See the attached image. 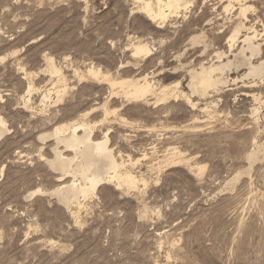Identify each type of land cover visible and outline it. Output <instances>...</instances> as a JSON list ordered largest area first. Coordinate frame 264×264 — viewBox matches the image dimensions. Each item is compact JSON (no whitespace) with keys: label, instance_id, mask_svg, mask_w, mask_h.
<instances>
[{"label":"rangeland","instance_id":"rangeland-1","mask_svg":"<svg viewBox=\"0 0 264 264\" xmlns=\"http://www.w3.org/2000/svg\"><path fill=\"white\" fill-rule=\"evenodd\" d=\"M186 1L161 23L138 0H0V264H264V74L226 72L206 96L188 87L254 32L261 53L246 55L264 61V0ZM139 43L153 55L135 56ZM139 78L153 94L109 82ZM84 120L139 188L106 182L66 207L52 193L73 178L49 167L58 145L41 136Z\"/></svg>","mask_w":264,"mask_h":264},{"label":"bare ground","instance_id":"bare-ground-1","mask_svg":"<svg viewBox=\"0 0 264 264\" xmlns=\"http://www.w3.org/2000/svg\"><path fill=\"white\" fill-rule=\"evenodd\" d=\"M138 2L140 3L139 7L141 11H143L150 19L161 21V23H164L167 19H169V16L171 14H178L188 4L186 0H154V1L153 0H138ZM234 9H231V10L233 11ZM247 11H248L247 8H245L242 5L240 6L241 15L245 17ZM242 29L245 30L242 27V25L237 26L235 30L233 29L234 33L232 32L233 34H231L233 36H229V38L231 37V40L229 41H232L231 45H229L230 50L233 49L235 42L237 38L239 37ZM257 33L258 32H254V34H249L243 39V41L241 42L243 43L242 45L243 47H241L242 49L239 50L240 52L238 54H235V55L233 54L234 55L233 60H227L226 62H221L223 54L218 53L216 55L215 53L217 58L220 60V63L218 65L216 64L217 66L212 64L209 67H205L201 64L202 67L200 71H197V70L191 71L193 70V68H191L190 69L191 79H190V83L188 87L192 91V93L194 95L195 94L202 95V96L208 95V92L210 90L218 89L219 86L227 84L228 81L225 82L224 80H222L221 75H223L226 72L238 70L244 66H247L249 68V70H247L249 71L248 73L249 77L250 76L256 77V76L263 75L264 74V61L262 60V63L260 62L261 64L259 63L260 65L258 66L253 65V63L251 62L252 57L253 56L255 57V54L260 52L259 43H257V45L255 43V40L257 38ZM195 39H198L197 36ZM197 42L201 43L200 41H197ZM245 46L247 47L245 48ZM133 48H134L135 56H142V57L148 58L153 55L152 49L149 46V44L139 43L137 45H134ZM247 51H250V53H252V57L249 58L246 55ZM48 68H49V72L52 74V77L54 75V76H58L61 79L63 78L62 71L55 65V63L53 62V59L48 60ZM89 74L95 78H100L104 76L101 71L95 70V69H91L89 71ZM103 78L108 79L107 76H104ZM109 82L111 83L112 87H120L122 91L124 92L125 97L131 98V99H141V98H144L145 96L147 97V95L149 94L154 93V90H153L154 86L152 87V85L147 81L146 78H143V79L139 78V80L127 79V80H121V81L109 80ZM176 85L179 86L180 82L176 83ZM54 86H56V84ZM65 90L66 89H64V91ZM56 91L58 94L57 101L61 102L63 99L62 92L58 90ZM30 92H31V88L29 90V93ZM162 92L164 94V100H165L166 99V89L162 90ZM178 95L177 93H174V96H178ZM185 95L186 94L183 93L182 95L183 98L186 97ZM42 96L45 102V99L47 100L48 98L47 93ZM187 100H188L187 102L192 103L191 102L192 99L188 98V96H187ZM26 105L28 104H25V106ZM86 122L84 120V122L80 124L61 125V126L56 127L55 130L51 134L41 136V139L43 142L46 139L53 138L56 140L58 146L60 145L64 146V151L72 152V156L67 157L64 155L63 150H60L58 146H55L56 148L52 149L54 151V158H53L54 160L52 161L50 160L48 162L49 163L48 165L49 167H51V169H54L58 171L59 173L61 172L63 176L71 175L73 178L72 180H70L69 183L63 182L61 188H58V189L56 188V190L52 193L55 196H57L59 201L62 204H64L66 207H69L70 205H75V204H77L78 206H81L82 198L87 199L90 196L95 195L98 188L102 186L103 184H105L106 182L108 183L116 182L119 187L126 186L129 189L130 188L136 189L139 186L138 185L139 179H137L136 175H133V173L129 169H128L129 171L127 170L126 168L127 166L123 161L119 163L113 154L114 151L109 149L108 147L109 138L106 137L105 140L94 141L92 139V136L94 133V127L90 126L88 122H87L88 124H86ZM8 131L9 130L7 129V126L5 125L4 121L0 119V139L5 135V133L7 134ZM80 132H82V134H80ZM175 154L173 155L176 156ZM257 155L258 153L251 152V154H249V159L254 161V159L257 158ZM168 160H171V159H168ZM4 169L5 168L3 167L2 172L4 171ZM204 169L205 168H201L200 171L203 172ZM59 178H61V176ZM62 181L63 180L61 178L59 182H62ZM40 192L41 191L38 190L37 192H33L32 194H30V196L33 197L35 194H38Z\"/></svg>","mask_w":264,"mask_h":264}]
</instances>
